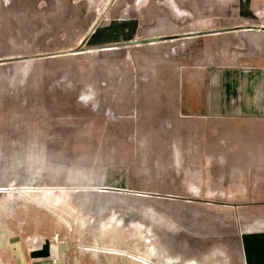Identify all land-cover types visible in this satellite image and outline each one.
I'll list each match as a JSON object with an SVG mask.
<instances>
[{
    "label": "rangeland",
    "instance_id": "obj_1",
    "mask_svg": "<svg viewBox=\"0 0 264 264\" xmlns=\"http://www.w3.org/2000/svg\"><path fill=\"white\" fill-rule=\"evenodd\" d=\"M246 54H264V0H0V227L63 264H246L264 204L222 201L221 155L158 137L176 118L138 98Z\"/></svg>",
    "mask_w": 264,
    "mask_h": 264
},
{
    "label": "crops",
    "instance_id": "obj_2",
    "mask_svg": "<svg viewBox=\"0 0 264 264\" xmlns=\"http://www.w3.org/2000/svg\"><path fill=\"white\" fill-rule=\"evenodd\" d=\"M246 55L238 69L175 68L171 81L144 82L145 87L156 86V90L144 87L138 98L162 101L157 112L161 108L164 114L182 121L176 123L175 119L170 124L172 130L158 137L206 139L194 151L221 155L217 179L227 197L222 201L264 204V54ZM148 58L149 54H140V59ZM120 98L113 94V104L119 105ZM46 153L39 143L30 147V154ZM241 248L246 264H264V220L258 218L246 225ZM61 250L45 238L19 236L0 227V264H63Z\"/></svg>",
    "mask_w": 264,
    "mask_h": 264
},
{
    "label": "bare ground",
    "instance_id": "obj_3",
    "mask_svg": "<svg viewBox=\"0 0 264 264\" xmlns=\"http://www.w3.org/2000/svg\"><path fill=\"white\" fill-rule=\"evenodd\" d=\"M174 7H175V5H174ZM174 7H173V5H172V8H174Z\"/></svg>",
    "mask_w": 264,
    "mask_h": 264
}]
</instances>
